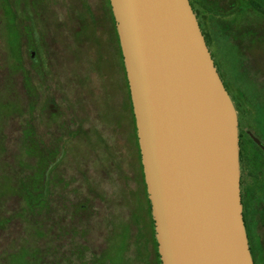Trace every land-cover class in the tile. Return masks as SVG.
<instances>
[{
	"label": "rangeland",
	"instance_id": "1",
	"mask_svg": "<svg viewBox=\"0 0 264 264\" xmlns=\"http://www.w3.org/2000/svg\"><path fill=\"white\" fill-rule=\"evenodd\" d=\"M6 1L14 12L12 15L18 18L14 27L19 29L20 33L19 49L16 48V44H11V35L8 33ZM33 1L37 3L36 0ZM40 5V16L35 15V21L31 26L27 16L28 0H0V264H83L86 261L83 259L81 261L77 246L86 243L75 238L72 233L66 232L77 225L72 222L70 215L64 218L63 205H69V202L73 201V195L70 194L74 190L73 185L66 189L67 194L55 190L53 196L47 197L46 210L43 213L39 211L40 207H34L37 211L30 210L25 200L28 194L25 191L28 177L33 176L38 163L36 158L28 156L25 149L23 132L29 121H32L35 130L44 135V141L52 140L45 125L39 122L40 115L33 117L36 120L31 116L33 104L39 109L45 108L46 103V95L41 100L40 96L36 100L26 87V73L31 75L34 86L38 87L40 83L37 71L31 66L33 52L31 44L41 61L47 48L50 97L55 98L65 111L70 105L75 106L81 119L84 117L83 129L88 133L96 128V134L101 132L103 137L110 141L117 139L118 154L123 161L122 168L116 172L117 179L105 182L108 180L107 176L103 175V171L93 161H89L85 167L87 174L83 179L85 178L84 183L86 182L90 188L92 182L100 179L98 191L95 189L98 198L104 197L102 194L105 192L108 200L113 198L112 200L116 202L112 206L114 212H111V205L98 200L97 205L101 207L102 213H105L106 206L109 208L108 214L115 213V216L127 222L131 217V211L123 197V191L120 192V186L123 185L122 182L126 183L129 180V185L125 189L132 194L136 193L135 203L140 189V156L133 139L135 125L130 106L128 110L125 108L128 97L125 80L128 77L126 66L121 64L120 47L113 24L115 19L110 15L107 0H44ZM89 9L94 18L90 16ZM26 27L33 35L31 41L26 34ZM59 29L63 35L67 34L64 29H69L71 36H63ZM46 34L53 37L47 38ZM46 39L53 41L49 42ZM57 41L60 42V46L62 44L61 47ZM212 51L220 64L225 54L220 44L214 41ZM116 58L119 59L118 64ZM228 69L232 74L236 70L232 65ZM57 109L53 104L47 103L45 114L50 117ZM108 112L114 116L113 122L109 125L104 117ZM119 118L120 122L116 124ZM43 127L45 129L42 131ZM262 128L264 130V124ZM54 132L58 137L57 132ZM68 140L72 141L71 146L74 147L70 150L71 157L73 155L76 157L78 152L85 154L84 138L78 140L73 137ZM69 165L71 171L76 169L72 163ZM80 169L83 171L82 166ZM71 171H64V175L69 176V181L73 177ZM87 175H91L93 181L89 180ZM76 183L78 184L74 187L77 188L81 182ZM258 188H261L260 184L252 181L249 191L256 200H259ZM80 190L83 191L84 188ZM87 197L84 193L75 200L86 203ZM64 198H67V204L63 203ZM142 198L144 200L141 191ZM136 205L135 209L140 219L136 222L137 226H134V236L123 256V260L127 261L124 260L123 263L118 253L116 264H129L131 260L133 262L131 264H148L151 261L149 259L156 256V248L151 241V232L153 233L151 216L146 208H143L142 213L138 211V203ZM110 217L112 225L114 219L113 216ZM80 223L83 225L82 221ZM111 227L112 231L107 230L106 234L92 236V247L97 256L109 250L113 251L115 246L118 250L120 241L117 234H113V225ZM111 241L115 246H111Z\"/></svg>",
	"mask_w": 264,
	"mask_h": 264
},
{
	"label": "water",
	"instance_id": "2",
	"mask_svg": "<svg viewBox=\"0 0 264 264\" xmlns=\"http://www.w3.org/2000/svg\"><path fill=\"white\" fill-rule=\"evenodd\" d=\"M162 264H255L238 117L190 0H111Z\"/></svg>",
	"mask_w": 264,
	"mask_h": 264
},
{
	"label": "trees",
	"instance_id": "3",
	"mask_svg": "<svg viewBox=\"0 0 264 264\" xmlns=\"http://www.w3.org/2000/svg\"><path fill=\"white\" fill-rule=\"evenodd\" d=\"M198 6L200 8H204V2H201L199 0ZM5 7L7 9V21H8V33L10 32L11 37V44L15 45L16 48H20V33L19 29H17L16 22L18 18L16 16H13L14 12L10 8V4L6 1ZM114 19V17H113ZM113 24L115 25V20L113 21ZM116 27V25H115ZM117 33V30H116ZM117 43L120 47V42L118 39V33L116 35ZM120 57H121V64L122 66H125L124 64V56L122 49L120 47ZM119 59L116 58V64H118ZM125 71V67H124ZM126 73V71H125ZM27 79H26V87L29 92L31 93L36 100L40 96V100L42 97L46 95L45 98V108H35L34 104L31 107V116L36 117L37 115H40L39 122L42 124L44 122V118H46L45 110H46V104L51 103L53 106H55L57 111L53 112L52 115L49 117L51 124L49 126L48 136L52 137V140H65L67 141L68 138H76L78 140L83 139L85 140L84 143H86L85 146V154L78 152V155H75L76 157H71V148L67 145L61 146L59 149H51V152H47V149L44 148L42 145V142L44 141V135L37 130L32 125V121H29L28 125L26 126V129L23 132L24 140L26 143V153L30 157H34L37 159V167L32 177H28L27 181V187L25 191L28 193L27 197H25V200L27 202V205L29 206L30 210L37 211L34 209V207H40V212H44L46 210V199L50 195H54V191L57 190L64 191L66 193V189L69 188V186L73 189L70 194L73 195V201L69 202V205H63L64 206V218H66L67 215H70L72 222L77 225L71 228V231H68V233H72L75 238L81 239L85 245L79 244L77 246L79 254L81 255V261L85 260L86 262L83 264H116L115 260L120 255L123 260L124 253L126 252V249L133 238L134 234V226H137L136 222H139V215L137 210L135 209L136 204L138 203V211L142 213L143 208L147 209V212L151 216V221L153 225V233L151 232V241L155 245V257L149 260L150 263L148 264H162L161 257L159 254L158 249V242L156 239V231H155V221L152 217V207H151V201L149 199V195L147 193V186L145 183V177H144V171H143V165H142V157L140 153V146H139V138L137 134V128H136V120L134 115V107L132 104V97H131V91L129 87L128 79L126 78L125 83L127 87V101L125 108L128 110V106H130V110L132 113V120L135 125V133H134V142L136 144V147L139 151V190L137 192L138 199L136 197L137 203H135V194L130 193L128 190L125 189L129 185V180L124 183L122 182V186H120V189L123 191V197L126 200V203L129 210L131 211V217L129 219V222L123 221L118 218V216H115V213L108 214V207H104V212L102 213L101 207L97 205L98 200L101 202H104L106 205H111L110 211H113L112 206L116 204L115 201L112 199L106 198V193L104 192V197L98 198V194L96 193L95 189L98 191L101 182L100 179L95 180L96 182H92L91 188L88 186V184L85 182L83 177L87 174L85 172V167H87V164H89V161H93V163H96V166L99 167L103 171V175H106L108 180L105 182H111L115 181L117 179L116 172L122 168V158L119 156V149L117 148V139H111L108 140L107 137H103L101 132H98L96 134V128L93 130V132H87L83 129V119H81V115L79 114V110L75 106L70 105L68 109L63 110L62 107L59 106V103L56 101L55 98L50 97L51 90L48 89L47 93L46 90L43 89L44 85L39 83V86H34L32 77L28 73H26ZM31 95V96H32ZM48 97V100H47ZM50 97V98H49ZM36 104V103H35ZM64 107V106H63ZM36 112V113H35ZM39 113V114H38ZM107 119L108 125L113 122V114L109 113L104 116ZM102 118V117H100ZM36 120V118H33ZM120 122V118L116 121V124ZM106 124V123H105ZM44 125V123H43ZM106 127H109L106 125ZM44 130V127L42 131ZM84 130V131H83ZM57 132L58 137L55 136V132ZM96 135V136H93ZM47 136V137H48ZM62 136V137H61ZM81 137V138H80ZM71 141V140H70ZM83 143V141H81ZM92 143V144H91ZM92 154H94L92 156ZM69 160H72L69 162ZM70 163H72V166L74 165L76 169H73V172L75 174L71 178V181H69V176L66 174L64 175V172H61L63 168L65 167V171L70 170ZM63 164V165H62ZM86 164V166H84ZM82 166L83 171H81L80 167ZM59 170V172H58ZM122 170V169H121ZM54 172V173H53ZM72 172V171H71ZM89 174V173H88ZM54 175V176H53ZM75 177V178H74ZM88 179L93 181L91 178V175H87ZM77 181H80L82 183L79 184V186L76 188L74 185H77ZM103 182V181H102ZM128 183V184H127ZM63 187V188H62ZM79 188V189H78ZM80 188H84L83 191L80 190ZM89 193H88V191ZM141 191L143 192V198L141 199ZM61 192V193H62ZM92 192V193H91ZM84 193L88 196L86 203L76 201L75 199L79 197V195H84ZM57 194V193H56ZM49 201V200H48ZM47 201V202H48ZM49 203V202H48ZM63 203L67 204V198L63 199ZM134 206V208H133ZM135 209V210H134ZM72 210V211H71ZM58 211V210H57ZM71 211V212H70ZM70 212V213H69ZM114 212V211H113ZM60 213V212H59ZM113 216L112 225H113V234H117V239L120 241L118 250L117 247L110 242L111 246H115L113 251L109 250L107 253H104L100 256H97V253L94 251V248L92 247V236L96 234H106L107 230L112 231V225H111V217ZM61 217V215H60ZM83 225H81V222ZM119 222V223H118ZM81 226V227H80ZM109 235V234H108ZM109 240L110 237L108 236ZM122 246V247H121ZM113 247H111L112 249ZM119 253V254H118ZM118 254V255H117ZM83 259V260H82ZM127 261V260H126ZM143 261V260H141ZM131 263V261H129ZM43 264V263H41Z\"/></svg>",
	"mask_w": 264,
	"mask_h": 264
},
{
	"label": "flooded vegetation",
	"instance_id": "4",
	"mask_svg": "<svg viewBox=\"0 0 264 264\" xmlns=\"http://www.w3.org/2000/svg\"><path fill=\"white\" fill-rule=\"evenodd\" d=\"M28 1L27 16L33 26L35 15L40 16V4L44 0H36L37 3L33 0ZM190 2L215 66L237 112L243 214L254 263L264 264V130L262 128L264 124V0H201L205 5L203 9L198 6L199 0H190ZM107 5L110 8V15L115 19L111 0H107ZM89 14L93 17L92 12ZM115 25L118 33L116 20ZM64 30L67 34L63 35L60 30L63 36H71L69 29ZM25 31L29 41L33 40L31 31L27 27ZM50 37L53 36L47 35V38ZM118 39L120 42L119 33ZM50 40L46 39L49 42ZM214 41L219 43L225 52L224 60L220 61V64L214 58L212 51ZM57 43L60 46V42ZM44 46L43 44L45 50ZM31 48L33 50L31 66L37 71L40 83L44 85L43 89L47 93L49 89L47 48L42 61L37 57L32 44ZM230 65L236 69L234 74L228 69ZM46 116L48 117L47 114ZM46 118L43 126L49 131L51 121L49 117ZM71 142L45 140L42 145L47 152H51V149H59L64 145L74 148ZM64 171L65 167L62 172ZM74 174L75 172L72 171V175ZM252 181L260 184L261 188H258L257 194L259 200H256L249 191Z\"/></svg>",
	"mask_w": 264,
	"mask_h": 264
}]
</instances>
